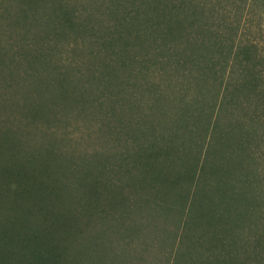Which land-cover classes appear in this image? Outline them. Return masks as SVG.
I'll use <instances>...</instances> for the list:
<instances>
[{
  "label": "trees",
  "instance_id": "16d2710c",
  "mask_svg": "<svg viewBox=\"0 0 264 264\" xmlns=\"http://www.w3.org/2000/svg\"><path fill=\"white\" fill-rule=\"evenodd\" d=\"M0 78L34 89L18 105L32 119L53 111L41 81L58 80V110L116 121L136 140L128 172L176 220L110 264H264V0H0ZM9 135L0 184L16 185H0V264H85L96 250L81 247V210L57 176L72 169L66 156L23 155L27 142ZM109 171L83 172L84 206L130 199Z\"/></svg>",
  "mask_w": 264,
  "mask_h": 264
},
{
  "label": "rangeland",
  "instance_id": "374dc122",
  "mask_svg": "<svg viewBox=\"0 0 264 264\" xmlns=\"http://www.w3.org/2000/svg\"><path fill=\"white\" fill-rule=\"evenodd\" d=\"M0 81L2 82H0L1 136L9 133L12 137L27 142L24 144L25 146L27 144V150L24 146L23 155H26L27 151L39 152L42 146L49 147L54 150L55 156H66V164L72 168L69 170V175H66L67 177L57 176L62 179V185H69L70 192L67 191L66 195L71 197L75 208L81 210V213L77 212L73 222V225L80 228V240L78 241L81 243V247L86 251V248L93 244L96 250L95 255L90 258L87 256V259H84L85 264H110L108 260L111 258L120 261L123 257L122 254L129 250L134 253V248L138 243L141 247L144 240L147 242L146 247L148 246L149 250V242L154 236L151 231L154 224L159 227L160 231L161 229L165 230L166 223L169 230L174 228L172 222H175L176 219H171L174 214L169 209L160 212L153 201L154 194L149 183L141 181V176L136 170L133 171V174L128 172L134 168L133 163L135 162L132 160L134 153L126 154L125 148L126 145L136 142V140H126L121 137L125 126L119 125L116 121L107 123L93 119L92 116L78 117L75 112L58 110L53 99L60 102L61 95L66 91L65 88H60L62 85L58 80H47V83L41 81L42 84H45L43 89H48V92L45 90V94L48 96L46 101L53 111L46 117L40 116L32 119L26 113L28 109L21 110L18 105L26 106L32 98H35L34 89L29 87L22 89V84L17 80H12L14 82L12 87H10L9 81H2V78ZM23 91H25V95ZM22 141L21 143H24ZM7 148L8 145L1 142L0 154H6ZM124 158L126 163L123 162ZM86 162L90 163L92 169L86 168L84 164ZM96 162L108 166L110 175L117 179L118 187L125 188L128 194L126 197L130 198L124 199L115 211L108 207L109 199L106 196L101 195L97 199L88 200L87 203L90 202V204L86 206L83 204L84 201L78 197L76 189L82 190L87 187L81 182L83 172L91 171L95 175ZM161 177H169V175L162 174ZM6 184H8V188H13L16 182L14 179L7 182L2 181L0 185L6 187ZM138 184L141 186L137 188H142L145 196L137 195L135 187ZM162 188L170 191V187L167 188L163 184ZM100 189L105 192L108 187L103 186ZM145 197L148 198V202L144 201ZM168 198L170 199L169 196ZM170 234L174 233L170 231L162 234L164 241L168 244L164 243L165 250L171 245ZM83 250L81 258L86 257Z\"/></svg>",
  "mask_w": 264,
  "mask_h": 264
}]
</instances>
